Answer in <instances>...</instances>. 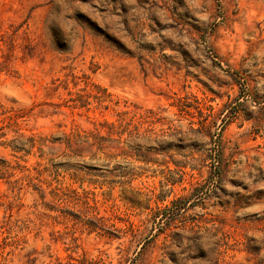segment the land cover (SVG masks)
Here are the masks:
<instances>
[{"label":"rangeland","instance_id":"1","mask_svg":"<svg viewBox=\"0 0 264 264\" xmlns=\"http://www.w3.org/2000/svg\"><path fill=\"white\" fill-rule=\"evenodd\" d=\"M0 103L115 123L76 193L0 177V264H264V0H0Z\"/></svg>","mask_w":264,"mask_h":264},{"label":"trees","instance_id":"2","mask_svg":"<svg viewBox=\"0 0 264 264\" xmlns=\"http://www.w3.org/2000/svg\"><path fill=\"white\" fill-rule=\"evenodd\" d=\"M83 105L84 103L79 106ZM73 107H75V103ZM33 114L32 108L5 106L0 103V147L8 150L11 156L9 159L0 157V177H10L17 172L21 173L20 177L13 180L15 188H21L22 182L25 181V185L32 186L42 200L45 193L39 188L41 184L46 185L51 198H57L68 191L76 193L74 189L53 184V180L47 177L56 171L52 170L53 158L68 154V150L75 156H81V152L86 151L90 153V158L96 157L104 149L102 145L104 137L101 134V129L105 127L108 137L113 141L111 135L115 130L114 121L96 119L92 121L93 128H72L70 131L61 130L58 135H54L53 133L27 132L26 130L29 129L24 126ZM45 146L48 150L44 149ZM29 155L36 156L38 159L27 164L26 157ZM109 156L112 157V154ZM44 204L46 208L50 209L46 201ZM1 227L0 225V233H2Z\"/></svg>","mask_w":264,"mask_h":264}]
</instances>
